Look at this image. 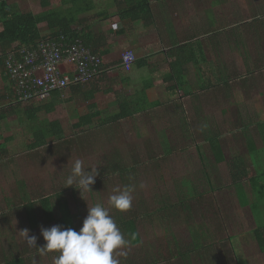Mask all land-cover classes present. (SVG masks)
<instances>
[{"label": "rangeland", "instance_id": "obj_1", "mask_svg": "<svg viewBox=\"0 0 264 264\" xmlns=\"http://www.w3.org/2000/svg\"><path fill=\"white\" fill-rule=\"evenodd\" d=\"M7 1L9 4L16 3L23 12L30 11L38 14L43 11L39 0ZM49 1L50 7L47 10L60 12L69 10L70 13H80L77 16L78 19L84 15L83 12L87 11V8L95 3L94 0ZM218 6L220 5L218 4ZM249 15L246 14V17H249ZM253 16H258L264 20V0L261 5L252 11L250 17ZM93 20L94 18L90 19L92 22ZM191 20H193V17L183 18V25ZM176 30L178 29L175 28V32ZM41 31L43 35L47 34L46 28ZM254 32L256 31L254 30ZM259 32L252 40L248 37L245 41L246 45L263 41L264 25ZM147 35L155 36L149 31ZM100 37L102 39L111 38L110 36ZM126 41L128 42L126 39L124 44ZM146 41L149 42L148 39ZM136 45L138 46V44ZM249 53L251 58L263 62L264 51L263 54L258 53L256 55L255 51L251 49ZM121 54H113L112 58L117 59L116 56L120 57ZM260 67L259 70L253 71L249 67L245 71H240L244 81L241 86L239 83V85L233 87L234 94L228 98L220 95L214 104V108L205 107L204 113L201 114L208 118L209 124L207 126L210 125L211 127V124H216L222 133L221 149L225 158L222 163L215 161L209 144L198 131L188 133L184 126L180 127L179 120L182 115H171L170 104H165L158 111H149L141 117L136 116L121 122L119 128L114 124L109 127L110 129L106 126L104 127L106 135L99 134L101 122L112 116L114 108L110 109L105 96L100 95L96 99V103L101 110L100 118L95 120L90 127L83 129H73L72 127L76 121L75 116H81V114L87 112L88 103L83 99V96L75 98L71 105L65 104L60 109H56L52 114L40 112L37 115L38 122L57 121L64 131L65 138L73 135L76 137L77 143L86 140V143L74 152L61 150V153L66 154L63 160L54 150L55 146H61V144L50 141V139L47 140L45 147L36 151L38 159L33 156L35 152L27 148L33 141V129L31 128L33 124L21 126L20 122H25V118L23 113L20 114L19 112L17 116L20 114L21 120H17L16 116L7 119L2 124L1 134H4L3 138L13 136L12 141L6 142V149L9 154L14 155L13 162L21 163L23 168L20 173L18 172L19 174L14 175L15 179L9 176L6 180L0 176V208L3 209L7 206L6 200L9 203L11 200L14 203L16 202L13 198L14 192H19L18 182L22 180L26 184V192L32 198L38 194L52 195L62 192V187L64 184L66 185V179L71 174L72 165L77 159L82 160L84 167L89 171L97 168V175L94 180L98 183L101 181V168L107 164L116 151H119L116 160L118 162L117 166L128 167V176L125 177L124 175L122 178L124 181L122 183L119 181V185L113 179L107 185L105 184L106 187H112L115 184L119 189H123L125 186L134 187L132 201L139 202L141 200L144 202L145 207L151 210L162 207L164 204L169 205L177 197L175 202L181 200L185 202L184 206H191L188 215L190 213L193 218L190 219L189 223L194 222V224L201 226L196 234L194 227L190 225L193 234L201 241L202 234L206 230L213 235L209 241V244L212 245L211 248L190 251L192 264H264V252L259 250L254 236V229L258 225H264V200L259 202L256 199V206L258 207L256 210L252 209L253 194L248 182L245 181L244 193L240 194H248L247 197H249L246 199L245 196L248 203L242 206L238 200L236 186L232 183L230 168L232 158L238 155L242 156L246 162L248 177H253L256 172L258 176L254 179V182L261 181L264 183V133L260 135L257 128V124H264V108L258 113L260 117H250L255 111L253 105L256 101L264 107V70H261ZM232 76H234V72ZM3 85L0 75V92L3 91ZM177 98L179 97L177 96ZM191 100L195 99H190L188 103L184 102L185 109L188 112H183V114L187 117L188 122L193 124L197 120L190 107ZM233 101L239 107L233 106ZM109 102L111 103V99H109ZM27 105L22 103L23 108ZM154 112L158 115L156 119L150 118V115L156 117ZM249 117L253 122H256V127L246 128ZM143 128H145L146 134H143ZM262 130L263 128H261ZM252 142L257 149H252L251 154L248 155L249 144ZM0 143L4 144L2 140ZM48 145H50V151H47ZM197 146L206 161L205 168H207L210 176V182H208L200 165ZM253 155L255 156L253 157ZM251 159L256 161L259 166L255 165L253 167ZM134 167L138 168L136 173L131 172L132 169H135ZM0 175L5 177L4 173H0ZM140 184H143L144 187L141 188ZM74 186L78 187L76 184ZM261 189L264 192V187H261ZM90 190H78L80 193L77 192L75 198L69 202L72 215L78 214L81 223L88 214V207L91 208L97 203L107 208L109 214L114 211V208H111L108 203L109 197L116 194L114 190L112 192L108 190L110 193L105 194L107 191L101 187H96L95 184L90 186ZM63 195L65 196V194ZM21 197H23V194L20 195ZM35 198L34 201H36ZM60 198L63 199L64 197L60 195ZM242 199V204H245L244 196ZM54 213L55 216L59 215L57 206H54ZM185 216L187 214L182 215V218L186 219ZM24 217L12 215L11 213L6 214V221L8 219L11 223H0V248L5 252H11L10 257L27 258L26 264H53L55 254L58 255V253H41L37 244L40 239H43L40 229L42 227L50 228L53 225L46 224L40 213H37V226L35 229H31ZM25 229L28 230L29 236L35 235L37 237V248L26 242L25 233L23 232ZM138 229L141 243L133 245L127 236L128 233L124 228H120L128 241L126 247L116 250V252H127L126 257L117 256L120 264L128 259L132 260L133 257H141V255L145 258L153 257L155 261L162 264L165 261L164 258L173 256L174 253L173 239L170 237V233L175 234L181 246H187L191 242L190 235H188L183 222L168 229L162 224H155L154 221L145 219L144 222L139 223ZM166 264L179 263L177 259H172L168 260Z\"/></svg>", "mask_w": 264, "mask_h": 264}, {"label": "trees", "instance_id": "obj_2", "mask_svg": "<svg viewBox=\"0 0 264 264\" xmlns=\"http://www.w3.org/2000/svg\"><path fill=\"white\" fill-rule=\"evenodd\" d=\"M40 6L43 8V11H41L38 14H35L33 12L27 11L23 12L18 8V5L16 3H7V0H0V75L1 79L8 82V86L4 89V96L1 95L0 97V141L2 140L4 142L0 143V173H4L5 177L3 175V178L6 180L8 177H12L15 179L14 175L19 174L23 168L21 163L14 161L13 162V156L12 154H9L8 150L6 149V142L12 141L13 136L3 138L4 134H1L2 131V124L5 122V120L11 118L12 116H16L17 120H21L20 114L23 113L25 122H20L21 126L23 125H32L33 129V141L27 146L28 150L34 151L33 153L34 157H38L36 154V151L45 147L47 144V140L50 139V141H55L61 144V146H55V152L59 155L61 160H63L66 157V154L61 153L60 151L65 149L64 151H70L74 152L80 149L82 145L86 143V140H82L83 142L79 141L77 143V139L75 136H70L65 138L64 131L61 128L60 124L57 121L53 122H45L37 120V115L40 112H44L45 114H52L56 109H60L63 105V99L62 94L58 93L55 94L51 101L48 103L43 104H32V103H25L28 104L27 106L22 107V103L16 102L13 100L12 96L14 95L12 90L14 89V82L11 81L10 74L7 71V65L8 63H11L8 60V55L13 56L15 60H19L20 53L22 51H35L37 49V46L41 44L42 41L45 40H53L54 38H58V36H66L68 38V41L70 43L74 42L75 40H80L84 46L89 47L92 49V52L97 54L98 51L95 49L94 45L99 43V39L95 38L91 31L88 23V19H78L77 16L80 15V13H73L69 10L65 11H55V10H47V8L50 7V1L49 0H39ZM77 1V0H75ZM85 1V0H84ZM108 1V0H107ZM110 2H113L115 5L119 7L117 15L113 16L111 18L113 20L112 23H116L119 21V23H122V27L120 30H118L115 34L116 35H127L128 37L133 36V23L135 22H142L145 26H148L151 24L154 20V14L152 11L150 0H110ZM85 12V11H84ZM83 12V13H84ZM101 18V16H100ZM77 24L76 26H74ZM46 28L47 34H42V29ZM50 40V41H51ZM39 43V44H38ZM99 55V54H98ZM101 56V54H100ZM176 57L175 61H171V57ZM167 61L162 65L161 70L165 71L164 77L165 79L169 81L170 85L166 87V94L169 97H173L177 95L179 92H182L185 97H194L200 102L205 101H217L220 95H223L224 97L228 98L231 97L232 94H234V86L239 85L238 82V73L237 71L227 73L219 71L216 69L213 71L209 70V74L212 75L214 82L210 79L207 81H204L203 77H206L207 75L206 71L203 72V76L200 74V72H197L198 79L203 78V84H201L197 90L196 93H191L193 90L189 89V80L188 78L191 75V69L185 68L186 65L192 64L191 62H196L197 58L196 55L190 53V51H186V46H178L175 49L170 50L167 52ZM205 61V60H204ZM135 65L138 68H143L148 66L146 60L144 58L139 59L135 62ZM107 68V67H106ZM103 71L99 75V78H101L105 74V66H103ZM199 71V70H198ZM152 76V71H151ZM96 80V79H95ZM94 80V81H95ZM188 80V82H187ZM93 81V82H94ZM224 81V82H223ZM92 82V83H93ZM187 82V83H186ZM223 82V83H221ZM84 86H76L70 88L69 91L73 93H78L79 97L83 96V99L88 103L87 105V112L85 114H81V116H76V121L73 124V129H83L86 127H90L94 124L95 120H98L101 112L99 111L96 103L92 102L94 101V89L84 91ZM191 90V92L189 91ZM102 93H107L106 91H103ZM196 100V99H195ZM202 100V101H201ZM115 103L118 107L117 112L112 115L111 117H108L104 119L101 122L99 134L102 133L104 135L106 129L104 127H109L114 124L115 126H120L121 122L127 121L128 119L134 118L138 113L141 111V116H143L144 110H142V107H140L138 104L130 102L129 99H127L122 94H116L115 96ZM167 103L171 105L172 109L178 108L179 105L176 103H172L170 101H167ZM160 104L156 103L151 105L158 106ZM165 105V104H163ZM255 111L252 113L251 118L253 117H260L258 114L259 111H262L264 108L258 101L255 102L254 106ZM194 110L196 108L194 107ZM20 112V114L17 116V114ZM174 113V114H173ZM153 114V113H152ZM178 113L171 112V115H176ZM179 115V114H178ZM182 117L179 120L180 127L184 126L186 131L188 133L191 132H197L201 134L205 141L209 144V147L215 157V161L217 163H222L225 158L221 149L222 142L221 137L222 133L220 132V129H218V126L216 124H209L208 118L197 117V121L195 123L191 124L188 122L187 117L184 116L183 112H181ZM248 118V123L246 128L250 127H256V122H253L251 118ZM150 118H157V116L150 115ZM214 122V119H213ZM29 123V124H28ZM182 124V125H181ZM234 126V125H232ZM112 127V126H111ZM23 128V127H22ZM192 128V130H190ZM258 133L262 135L264 132V124L259 123L257 124ZM261 128L263 130L261 131ZM143 134H146L145 128L142 130ZM264 141V138H263ZM57 145V144H56ZM64 145V147H63ZM257 149L254 145V143L249 144V154H251L252 149ZM47 151H50V145L47 146ZM198 150V146H197ZM199 149V156H200V165L202 166L204 170V174L206 178L208 179V182H210V176L207 172V168H205L206 161L204 159L203 154L200 152ZM118 153L119 151H116V153L111 156V159L108 160L107 164L101 168V178L100 182L96 183V180H94V183L96 187H101L103 190H106L105 194L110 193L108 190H115L118 188V186L115 184L112 187H106L108 182L115 179L117 181V184L119 185V181L122 183L124 181L123 176L127 177V173L129 172L128 167H120L117 166L118 162L116 161L118 159ZM255 155H253L254 157ZM264 156V152H263ZM252 160V159H251ZM254 165L259 166V164H256V161L252 160ZM232 166L231 168V176H232V183L236 186L237 189V195L238 200L242 206L247 205L246 199H248L247 194L241 195L240 193H244V184L245 181L248 182L249 187L252 190V194L254 197V202L252 203V209H255L258 207L256 206V199L260 202L264 200V192L261 187H264L263 182H254V179L258 174L255 172V176L249 178L248 172L246 169V162L242 158V156H235L232 158L231 162ZM135 169H132V173H136L138 171L137 167H134ZM12 169V170H11ZM128 169V170H127ZM12 171V172H11ZM19 172V173H18ZM21 175V174H20ZM106 184V185H105ZM75 185V184H74ZM68 186L64 184L62 187V192H57L56 194L52 195H46V194H38L32 196L26 192V184H24L23 180L18 182V188L19 192H14V200L15 203L11 202L9 203L7 200V206L3 209L0 208V223H8L10 224L9 220L6 221V214L11 213L12 215L16 216H25V220L28 222L31 229H35L37 226V213H40V215L44 218V221L48 225H61L62 228H73L77 231L82 227L81 218L78 214L72 215L69 202L70 200H73L75 198L76 193H80L78 189H76L77 186ZM23 194V197L20 198V195ZM65 194V196L63 195ZM31 197H30V196ZM60 195L64 197L63 199L60 198ZM244 196L245 204H242V198ZM246 196V199H245ZM35 198L36 201L33 199ZM175 197V201H176ZM188 200V199H187ZM190 200V199H189ZM172 202L171 204L167 205L164 204L162 207H158L154 210H151L149 208H146L144 205V202L139 200V202L132 201L131 207L126 211H117L113 209L114 211L110 213V215L115 220L116 224L120 228H124V230L128 233V238H130V242L133 245H138L141 243V237L139 234L138 225L140 222H144L145 219L154 221L155 224H162L163 226H166L168 229L173 228L174 225L179 224L183 222L185 224V227L187 229L188 235H190V244L187 246H181L176 239L177 237L175 234L170 233V237L173 239V248L174 253L173 256L164 258L165 261L162 262V264H166L168 260L177 259L179 264H192L191 262V252L192 251H199V250H205L208 248H211L212 245L209 244L210 238L213 237L210 232L207 230L203 232L202 234V241L198 239L194 232L191 230V226L194 227L195 233L197 234L200 230V225L190 224V219L192 220L193 216L188 212L191 211V206L187 205L184 206L185 202L179 201V202ZM214 202V201H213ZM258 202V203H259ZM214 204V203H213ZM54 206H57L59 215L55 216L54 213ZM184 206V207H183ZM151 210V211H150ZM155 212V213H153ZM257 212V211H256ZM153 213V214H150ZM183 213V214H182ZM186 215V219L182 218V215ZM191 225V226H190ZM158 227V226H156ZM208 234V235H206ZM211 236H210V235ZM215 234V232H214ZM254 236L256 243L258 245V248L261 252H264V225H258L254 229ZM46 242L43 239H40L38 244V247L43 246ZM192 249V250H191ZM29 251V250H27ZM191 251V252H190ZM40 252V250H39ZM38 252V253H39ZM28 253V252H27ZM47 253V252H45ZM11 252H5L0 248V264H26L27 258H15L10 257L9 255ZM147 255V254H146ZM31 256V255H30ZM56 256V254H55ZM161 263V262H160ZM121 264H159V262L155 261L153 257H147L145 258L143 255L133 257L132 260H127Z\"/></svg>", "mask_w": 264, "mask_h": 264}, {"label": "crops", "instance_id": "obj_3", "mask_svg": "<svg viewBox=\"0 0 264 264\" xmlns=\"http://www.w3.org/2000/svg\"><path fill=\"white\" fill-rule=\"evenodd\" d=\"M94 1V5L87 8V11L79 19H88L87 25H89L92 35L99 39V43L94 47L98 51L97 54H101L103 57L105 74L85 86L84 91L95 90L94 101H92L94 103H96L98 96H105L110 109L114 108L112 115L118 110L115 96L122 94L130 102L140 105L144 110L143 115L149 111L160 110L164 106L163 104H168L167 101L179 105L176 109L171 108V112H177L179 115L181 112L187 113L188 110L185 109L184 102L188 103L190 99H196V101L191 100L190 102L194 116L196 119L197 117H206L201 115L204 113L205 107L214 108L217 101L207 100L203 102L201 100L202 102H200L197 97L182 96V92L169 97L165 92L170 83L162 75L165 71H162L161 67L167 61V52L178 46L185 45L186 51H190L197 58L196 62H191L192 64L185 66V68L191 69V75L188 78V88L193 90L192 92L189 90L191 93H196L197 88L203 84V78L204 81L208 82L210 79L214 82L209 70L216 69L222 73L237 71L240 86L244 81L240 71H245L249 67L254 71L259 69V66H261V70H264V59L261 62L251 58L249 53L253 49L256 55L258 53L263 54L264 39L251 45H246L245 42L248 37L251 40L255 38L264 25V20L258 16L250 17L252 11L262 4L263 0H150L154 14L153 22L148 26L140 21L133 23L134 35L130 37L123 34L115 35L122 27V23L118 21L114 24L111 18L117 15L119 7L110 0ZM246 14H250L249 17H246ZM185 17H193V20L183 25V18ZM91 18H94L93 22L90 21ZM175 28L178 29L176 32ZM148 31L155 36L147 35ZM100 36H110L111 38L102 39ZM124 39L129 42L126 41L127 46L124 44ZM147 39L149 42L146 41ZM113 54H121V56H116L117 59H113ZM127 54L134 56L135 62L144 58L148 66L138 68L135 62L122 64L123 57ZM175 60L176 57H171V61ZM202 71H206L207 75L198 79L197 72L203 76ZM2 82L4 85L0 97L5 95V86L9 85L7 81L2 80ZM103 91L107 93H102ZM75 98H80L79 94L71 91L62 95V99H66L63 100L64 105H71ZM109 99H111V103ZM147 103L149 105L146 106ZM156 103L160 105L150 107ZM232 103L233 106L239 107L234 101ZM97 107L101 112L98 105ZM141 112L136 116L139 117ZM154 115L158 117L156 112ZM252 198L254 200L253 196Z\"/></svg>", "mask_w": 264, "mask_h": 264}, {"label": "clouds", "instance_id": "obj_4", "mask_svg": "<svg viewBox=\"0 0 264 264\" xmlns=\"http://www.w3.org/2000/svg\"><path fill=\"white\" fill-rule=\"evenodd\" d=\"M128 55L130 54L126 56ZM126 56L123 57L122 64H132L135 62L134 56L130 55L134 60L131 63H125L124 58ZM89 84L83 86L85 87ZM67 91L62 93V95ZM12 98L15 101L14 95ZM96 175L97 168L90 169L89 171L84 167L83 161L77 159L72 165L71 174L66 179V187H73L76 184L78 185L76 189L79 191H91L90 186L94 183ZM140 187L143 188L144 185L140 184ZM134 190L132 186L115 189L114 192L116 194L111 195L108 200L111 208L117 211L128 210L132 204V192ZM23 232L25 233L26 242L30 246L37 248V237L35 235L29 236L27 229L23 230ZM40 234L46 242L43 246L38 247L40 252L58 253L53 259V264H120L117 256H127L126 251L116 252V250L126 247L128 241L125 239L124 234L117 226L113 217L109 214L108 209L99 203L91 208L88 207V214L84 218L79 231L73 228H62L61 225H54L50 228L42 227Z\"/></svg>", "mask_w": 264, "mask_h": 264}, {"label": "built area", "instance_id": "obj_5", "mask_svg": "<svg viewBox=\"0 0 264 264\" xmlns=\"http://www.w3.org/2000/svg\"><path fill=\"white\" fill-rule=\"evenodd\" d=\"M42 41L35 51H22L19 60L8 55L7 65L14 82L16 102L43 104L71 87L87 85L102 73L103 59L80 40L66 36ZM125 63L134 59L128 55Z\"/></svg>", "mask_w": 264, "mask_h": 264}]
</instances>
